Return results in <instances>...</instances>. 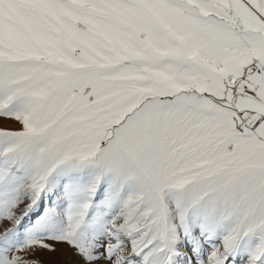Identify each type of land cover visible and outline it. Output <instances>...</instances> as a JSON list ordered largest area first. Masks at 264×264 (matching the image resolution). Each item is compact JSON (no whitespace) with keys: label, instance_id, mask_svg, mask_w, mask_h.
<instances>
[{"label":"snow or ice","instance_id":"snow-or-ice-1","mask_svg":"<svg viewBox=\"0 0 264 264\" xmlns=\"http://www.w3.org/2000/svg\"><path fill=\"white\" fill-rule=\"evenodd\" d=\"M56 245L264 264V0H0V264Z\"/></svg>","mask_w":264,"mask_h":264},{"label":"rangeland","instance_id":"rangeland-1","mask_svg":"<svg viewBox=\"0 0 264 264\" xmlns=\"http://www.w3.org/2000/svg\"><path fill=\"white\" fill-rule=\"evenodd\" d=\"M7 126L18 127V125L14 123H9L7 124ZM56 247H58L59 251L61 252V256H62L61 260L63 264H74V262L78 259L77 257L74 256L73 251L69 249L66 245H56ZM49 255L50 253L41 251L35 254V258L47 262L49 260ZM59 264H61V261H59Z\"/></svg>","mask_w":264,"mask_h":264},{"label":"bare ground","instance_id":"bare-ground-1","mask_svg":"<svg viewBox=\"0 0 264 264\" xmlns=\"http://www.w3.org/2000/svg\"><path fill=\"white\" fill-rule=\"evenodd\" d=\"M56 248L57 251L55 253H50L49 260L47 262H54V264H59V261H61V264H63L61 260L62 259L61 252L59 251L58 247Z\"/></svg>","mask_w":264,"mask_h":264}]
</instances>
